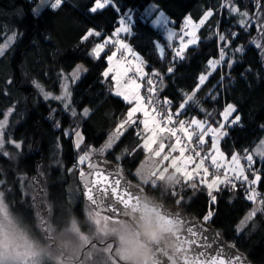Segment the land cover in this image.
I'll use <instances>...</instances> for the list:
<instances>
[{"label":"trees","instance_id":"1","mask_svg":"<svg viewBox=\"0 0 264 264\" xmlns=\"http://www.w3.org/2000/svg\"><path fill=\"white\" fill-rule=\"evenodd\" d=\"M38 1L0 0V43L9 33H15L14 42L0 55V121L6 120L1 135L4 142L18 145L16 148L6 143L7 156L0 153V192L21 226L26 228V224L31 229L29 234L38 241L47 239L38 228L42 212L47 216L56 212L59 232L69 218L79 229L86 222L78 213L85 204L75 179L76 168L67 172L75 161L72 134L64 135L63 130L79 129V149L85 151L89 146H100L125 113L129 104L110 91V82L102 75L105 54L112 46L98 56L90 54L97 39L110 34L120 16L126 17L124 12L131 14L130 21L126 17L130 31L124 38L140 55L148 73L164 72L168 55L160 28H154L143 17L146 5L153 3L164 12L173 28L183 24L187 14L197 21L205 9L212 10L197 30L196 43L170 62L161 94L207 126L216 125L224 106L232 104L240 125L227 127L220 140V148L227 155L244 154L262 136L264 60L252 44V35L254 22L264 20V0H227L249 14L250 22L245 25L234 22L237 17L227 8L219 9L223 0H106L94 11L89 8L97 0H60L56 7L46 4L34 14ZM90 28L102 35L85 37ZM156 41L164 44L161 55L156 51ZM221 52L225 54L224 64L195 89L208 59L217 58ZM78 62L85 71L69 86L68 113L41 92L56 95L63 77ZM82 108L88 109L86 116L80 113ZM143 154L140 132L134 123L122 131L103 157L116 162L130 181L137 182L132 171ZM254 163L258 188L264 192V155ZM194 181L199 183L197 177ZM68 187L77 196L75 205L68 202ZM144 188L153 199L176 205L215 228L253 264H264V200L240 230L235 228L252 206L242 196L241 182L221 186L211 194L200 185L188 187L184 183L158 182L155 186L145 184ZM43 264L56 263L48 259ZM90 264L97 262L91 260Z\"/></svg>","mask_w":264,"mask_h":264},{"label":"rangeland","instance_id":"2","mask_svg":"<svg viewBox=\"0 0 264 264\" xmlns=\"http://www.w3.org/2000/svg\"><path fill=\"white\" fill-rule=\"evenodd\" d=\"M49 1V2H48ZM60 0H39L33 10V13H37L40 8L45 6L46 4L49 7L54 8L58 5ZM104 5L103 0L95 1L92 6L89 8L90 11H94L97 9L102 8ZM223 6L227 8L228 12L232 16H236L237 18L234 20L238 25H245L249 24L250 16L249 14L243 10L239 11L237 5L231 1L230 3L227 0H223L220 3L219 9ZM143 17L148 19V22L154 28H160L161 26H167V31L162 32V37L164 41L168 40L171 37L173 32V23L172 21L165 15L164 12L157 10L156 6L153 3H149L143 9ZM212 14V10L205 9L201 17L194 21L189 14L185 15L182 18V23L188 27L187 35L190 37V45H193L197 41V30L200 26L207 20ZM129 21L131 20V14L128 12L123 13ZM130 31L129 22L124 23L122 22L121 16L117 20V25L111 31L109 36L104 38L105 43H110L111 40H116L117 45L111 48V50L105 54V62L106 66L102 71V75L106 78H110L112 80L110 84V91L121 97L126 103L129 104L125 113L123 114L122 118L112 129L110 133H108L105 141L97 147L89 146L86 148L85 151H80L79 147L82 143V137L80 134L79 129H72L71 131L64 129V135H68L69 132L72 134V147L75 152V161L71 167L67 169V172L71 169L79 168L82 164L92 158V157H103V153L106 149H108L111 144H109L111 138L115 133H118V136L122 133L119 131L120 129L129 126L134 120L140 119V136H141V146L142 150L145 153H148L149 150L152 148L153 142L157 141L158 134L157 130H162L161 127L158 125L157 121L155 120L153 114L149 107L143 102L141 98V94L136 92V82L135 80H126L125 79V72L126 69L122 62L117 61L114 59V54L117 47L120 48H129L128 42L122 38L124 34H127ZM218 40H221V35H217ZM15 40V33H9L3 41L0 43V55L14 42ZM126 41V42H125ZM252 44L256 46L259 50L261 58L264 60V20L261 22H254V31L252 35ZM164 44L161 41L155 42L156 51L159 55L163 53ZM92 50L101 51L104 49H99L97 46L93 45ZM219 53V52H218ZM90 54L92 55L91 51ZM134 59L141 65L143 64L142 59L138 53L133 51L132 53ZM225 54L221 52L218 54L217 58H210L206 62V71L203 74H200L198 77V83H200L206 76L211 73L217 67V60L219 59L222 64H224ZM135 63V70L138 75L140 73H144V69H140ZM85 71V67L81 62H78L69 72L63 77V81L60 84L56 95H52L47 92H41L43 97H50L52 100L58 102L64 111L69 110V86L75 83L79 77ZM114 71V73H113ZM197 83V85H198ZM196 85V87H197ZM120 88H129L130 94L126 93L123 94ZM233 108L231 104H228L225 108V112H229ZM9 110L5 113V118L9 114ZM82 116H86L88 113L87 108H82L81 112ZM231 113V112H230ZM229 115V113H228ZM223 114H221V117ZM232 120L229 123H233L232 121H236V119L231 116ZM5 119L0 121V153L2 155L7 156V151L5 149V144L8 143L11 146H15L18 148V145L12 143L11 141L4 142L2 135H1V128L5 124ZM223 125L221 122L220 126ZM225 126V125H223ZM263 130H264V124ZM168 130V129H164ZM221 129H216L215 137H217L221 131ZM169 131V130H168ZM203 135L207 134L210 136L208 132L202 131ZM212 136V135H211ZM163 150V144L161 145L158 151L153 152L151 155V159L153 163L157 162L156 160L159 159V153ZM236 154V153H234ZM237 155V154H236ZM264 155V132L260 139L250 148L248 149L244 157L246 159H254L259 160ZM221 156L223 158V163L227 168H231V163L235 161L234 157L227 158L224 153L221 152ZM227 160H230L227 162ZM181 165L185 167V161H181ZM140 166V165H139ZM139 168V167H138ZM137 168V173H139ZM158 169V168H157ZM155 170V172L157 171ZM145 175L153 176V174L148 170V168L144 165ZM143 175V173L141 174ZM160 175V172L157 171L156 177ZM207 181V185H204L207 188V192L209 194L217 187V177H208L207 172L206 175L201 176L197 183L199 185H203L201 181ZM139 183V182H138ZM158 183V182H157ZM206 183V182H205ZM143 185V184H142ZM76 189H78L76 187ZM68 202L72 205L77 203V196L71 190L70 187L66 190ZM263 200H264V193H263ZM251 201V200H250ZM84 212L87 214L88 226L87 229L83 231L84 234H81L77 228L70 227V229H64L61 232L57 233H49L46 236V240L44 242H40L34 237H32L28 229H30L26 224V226H21V221L11 213L9 208L7 207L3 196L0 192V264H43L45 260H52L56 264H74L73 261H76V258L79 255V252L83 250V248L87 245L86 249L84 250L81 258L77 264H90L91 260L96 261L97 264H122V262H129L132 264H139L137 259H141L146 256V251L144 249V245L137 240L135 236H133L132 232L129 230V227L126 223L122 221H111L107 222L103 218L97 216L86 205H82ZM259 208H255L254 206L248 210L245 216H243L236 225V230H240L246 221L253 216V214L259 211ZM35 215L37 211L33 209ZM249 216V218H248ZM64 217V216H63ZM72 220V219H71ZM40 230V226L38 227ZM31 230V229H30ZM55 245H49L48 242H51ZM91 239L94 243H90ZM90 240V241H89ZM111 242V243H110ZM112 246V254L115 258L108 253L109 248ZM139 250L140 254L139 258L135 256L136 252ZM98 257V259H96ZM63 259V260H60ZM93 263V262H92Z\"/></svg>","mask_w":264,"mask_h":264},{"label":"water","instance_id":"3","mask_svg":"<svg viewBox=\"0 0 264 264\" xmlns=\"http://www.w3.org/2000/svg\"><path fill=\"white\" fill-rule=\"evenodd\" d=\"M75 179L84 204L111 221L127 222L153 264H253L209 224L150 197L114 161L92 157Z\"/></svg>","mask_w":264,"mask_h":264},{"label":"built area","instance_id":"4","mask_svg":"<svg viewBox=\"0 0 264 264\" xmlns=\"http://www.w3.org/2000/svg\"><path fill=\"white\" fill-rule=\"evenodd\" d=\"M106 1V0H104ZM122 22L127 23L126 17H121ZM165 26L161 28V31L165 30ZM188 28L178 23L174 27V31L169 40L165 43V49L167 51L168 59L165 64L164 72H148L145 73L142 78H139L135 64L140 69H143V64H139L133 57L132 53L134 49L117 47L114 59L123 63L126 72L125 78L127 80L137 79L140 82V94L143 102L149 107L155 120L161 128H167L173 131L174 137L179 143L182 150L186 153L187 158L193 164L196 162L202 163L207 169V176H222V186L227 187L234 183L241 182L244 184L242 196L246 199H251L256 205L262 202L260 197L259 188L254 184L251 174L256 172V167L253 162H246L242 164L244 175L235 176L231 175L223 170L222 167H218L212 164L209 160V148L207 134L203 135L192 118L186 115L185 108L183 106H173L171 99L161 94V85L163 82L164 74L171 67V61L177 60V56L181 52L180 44L188 41ZM90 35L101 36L102 32L95 29H88L85 37ZM109 36L105 34V37ZM108 44L115 46L114 40L110 43H105L104 38L100 37L94 43L99 49H106ZM221 65V62H219ZM240 125V123H238ZM205 180H202L203 183Z\"/></svg>","mask_w":264,"mask_h":264},{"label":"crops","instance_id":"5","mask_svg":"<svg viewBox=\"0 0 264 264\" xmlns=\"http://www.w3.org/2000/svg\"><path fill=\"white\" fill-rule=\"evenodd\" d=\"M165 31H167V27H166ZM172 34H173V32H172ZM172 34H171V36H172ZM163 37H164V35H163ZM122 38H124V37H122ZM114 42H115V45H117V41L114 40ZM188 42H190V37L188 38V41L186 43L180 44L181 52L184 51V49L190 45ZM117 46H119V45H117ZM104 51H106V50H101V51L95 52L94 49L93 50L91 49V53L94 57L100 55ZM139 71H141V70L139 69ZM113 73H114V71H113ZM145 73L146 72L140 73L141 75H138L139 78H142V76ZM207 76L200 83H198L197 87H199L201 84H203L205 82V80L207 79ZM108 80L111 84L112 80H110V78ZM137 81H138V82H136L137 85H135L136 86V88H135L136 92H133L135 95H136V93H138V94L140 93V82H139V80H137ZM197 87L195 89H197ZM120 89L122 90L123 94L126 96H127L126 93L130 92L129 88H120ZM228 104H230V103H228ZM228 104H226L224 106L222 113H221V114H223V116L221 117V114H220V119L218 120L216 125L207 126V125H205V122H203L200 118H197L194 116L192 117V119H193L194 123L196 124V126L198 127L199 130L210 133L209 134L210 136L208 138V148H209V155H210L209 160L213 164H215L219 167H222L223 170L225 172H228L229 174L243 175L241 163L245 162V161H249V160L250 161H255V160L254 159H246L244 157L245 153L242 155H240V154L236 155L234 153L231 155H227L222 151V149L220 148V145H219L220 140L226 135V132H227V127L223 126V125H225V120H226V122L232 120L231 116H233V118L236 119V121L238 120V116L233 113L234 112V106L232 104L231 105L233 106V108H231V110L228 112L229 115L227 112L224 111ZM221 122H223L222 126H220ZM232 122H235V121H232ZM134 123L140 132V119L134 120L130 125H132ZM127 127L128 126L120 129L119 131H124L125 129H127ZM219 128L221 129L220 130L221 133L217 137H215V131H216V129H219ZM164 129H167V128H163L162 130L156 129V132L158 134L157 141L153 142L152 148L149 150L148 153L143 154L142 159L139 161V163L136 165V167L132 171V175H133L134 179L143 185L148 184L150 186H155V184L157 182H165L169 185L184 183L185 186H188V187H191L194 185L199 186V184H197L194 181V178H196V177L200 178L201 176L206 175V172H207L206 167L200 162H196L193 164L191 161H189L186 153L182 150L179 143L175 139L173 131H171V130L168 131V130H164ZM262 129H263V126H262ZM263 132H264V130H263ZM117 138H118V133H115L113 135V137L111 138L109 144L112 145L116 141ZM162 144H163V150L161 151V153H159V159H157L156 160L157 162H155V164H154L153 160L151 159V156H152L151 154L155 151H158ZM221 152L224 153L227 158H230V157L235 158V161L231 163V166H232L231 168H227L224 164H222L223 158L221 156ZM143 153H144V151H143ZM182 160L185 161V167L183 165H181ZM228 161H230V160H227V162ZM144 165L148 168V170L151 169L150 172L153 174L152 177L145 175ZM137 168H138L139 173H137ZM156 169L158 172H160V175L158 177H156V173H157V171L155 172ZM142 173H143V175H141ZM211 177H217L218 178L217 187H215V189L212 191V192H214L215 190H217L219 187L222 186V177L221 176H211ZM252 178H253L254 184H256L258 187L259 175L254 174L252 176ZM205 182H203L204 184L200 185V186L204 187L205 191L207 192V188L204 185H207L208 183H207V181H205ZM261 204H262V202L258 205L259 209L261 208ZM248 218H249V216H248Z\"/></svg>","mask_w":264,"mask_h":264},{"label":"flooded vegetation","instance_id":"6","mask_svg":"<svg viewBox=\"0 0 264 264\" xmlns=\"http://www.w3.org/2000/svg\"><path fill=\"white\" fill-rule=\"evenodd\" d=\"M81 167V166H80ZM79 167V168H80ZM78 167L76 168V170L77 169H79ZM90 209V208H89ZM90 211L91 212H93L94 214H96L97 216H99V217H101V218H103L105 221H107V222H111L109 219H107V218H105L103 215H99V214H97L96 212H94V211H92L91 209H90ZM78 213H79V215L80 216H83L84 218H85V223H83L82 224V227L83 228H81V229H79L78 228V226L75 224V222L73 221V220H71L70 218V220L69 219H67L66 221H65V224H64V226H65V229H70V227H76L77 228V230L81 233V234H84L83 233V231L85 230V228L87 229V226H88V221H89V219H87V214L84 212V210H83V207H80V209L78 210ZM65 217H68V216H65ZM119 221H122V222H124V223H126V225L129 227V230L132 232V234H133V236H135L134 235V232L132 231V229L130 228V226H129V224L127 223V222H125L124 220H119ZM59 225V223H56V212L54 213H51L49 216H47L44 212H42V219L40 220V230L39 231H41L42 233H43V235L45 236V235H47V234H49V233H57V232H59L58 230H57V228L59 227L58 226ZM85 227V228H84ZM90 241V240H89ZM52 239H51V242H48V244L49 245H52ZM94 243V241L91 239V241H90V243ZM111 243V242H110ZM144 245V244H143ZM110 248H109V250H108V253H110L112 256H113V254H112V246H113V244L111 245L110 244ZM86 247H87V245L83 248V250H81L80 252H79V255H78V257L76 258V261H73L74 262V264H77V262H78V260H79V257L81 258V256H82V254H83V252H84V250L86 249ZM144 247V249H145V251H146V256H144L142 259H141V263H140V259H137L138 260V262H139V264H153L151 261H147V258H148V252H147V249H146V246L144 245L143 246ZM138 254H140V252H139V250L136 252V254H135V256L137 257V258H139V255ZM114 257V256H113ZM115 258V260H116V257H114ZM122 264H132V263H129V262H122Z\"/></svg>","mask_w":264,"mask_h":264},{"label":"bare ground","instance_id":"7","mask_svg":"<svg viewBox=\"0 0 264 264\" xmlns=\"http://www.w3.org/2000/svg\"><path fill=\"white\" fill-rule=\"evenodd\" d=\"M260 197L263 199V192L259 189Z\"/></svg>","mask_w":264,"mask_h":264}]
</instances>
